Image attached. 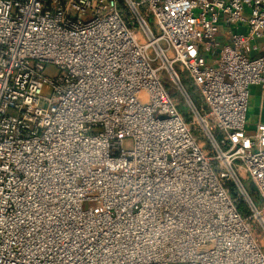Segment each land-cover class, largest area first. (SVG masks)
I'll return each instance as SVG.
<instances>
[{
  "label": "built area",
  "instance_id": "obj_1",
  "mask_svg": "<svg viewBox=\"0 0 264 264\" xmlns=\"http://www.w3.org/2000/svg\"><path fill=\"white\" fill-rule=\"evenodd\" d=\"M263 40L264 0H0V264H264Z\"/></svg>",
  "mask_w": 264,
  "mask_h": 264
},
{
  "label": "rangeland",
  "instance_id": "obj_2",
  "mask_svg": "<svg viewBox=\"0 0 264 264\" xmlns=\"http://www.w3.org/2000/svg\"><path fill=\"white\" fill-rule=\"evenodd\" d=\"M177 68H179V67L177 66ZM45 73L48 74L49 76H55L59 73V69L54 64H46L45 65ZM180 76H181V79H182L183 83L185 84L188 92L191 94V96L194 98V100L197 102V104H199L198 94L195 92V88L192 85V82L190 80L188 72L187 71H183V72L180 71ZM161 78H162V81H163L165 87L170 89L173 84L170 81V79L167 75V72L165 70L162 71ZM172 94H173L175 100L178 102L179 111L181 113H183L186 118H189L188 107H187L186 103H184L180 94L178 92H173ZM261 95H262L261 89L259 87H252V90L250 93L249 108H248V113H247L248 128L252 129V130L255 129V123L259 119L260 104H261V100H262ZM218 134H219V132H216V135H218ZM126 146L129 147L130 142H127ZM245 185H246L248 191L250 192L252 198L254 199V201H256V203H260V198L258 196V193H257V190H256L254 184L251 181L246 180ZM237 205L240 207L244 206L243 204H241L240 200L237 201ZM263 243H264V240H263Z\"/></svg>",
  "mask_w": 264,
  "mask_h": 264
},
{
  "label": "trees",
  "instance_id": "obj_3",
  "mask_svg": "<svg viewBox=\"0 0 264 264\" xmlns=\"http://www.w3.org/2000/svg\"><path fill=\"white\" fill-rule=\"evenodd\" d=\"M253 188H254V187H253ZM240 202H241V204H243L244 206H243V207L238 206V207H239V210L241 211V213H242L243 215H247V214H248V208H247L246 204H245L244 201H242V200H240Z\"/></svg>",
  "mask_w": 264,
  "mask_h": 264
},
{
  "label": "crops",
  "instance_id": "obj_4",
  "mask_svg": "<svg viewBox=\"0 0 264 264\" xmlns=\"http://www.w3.org/2000/svg\"><path fill=\"white\" fill-rule=\"evenodd\" d=\"M263 43H264V40H263Z\"/></svg>",
  "mask_w": 264,
  "mask_h": 264
}]
</instances>
